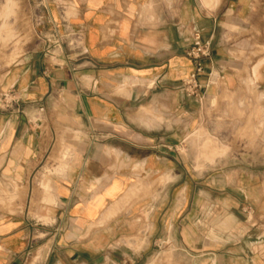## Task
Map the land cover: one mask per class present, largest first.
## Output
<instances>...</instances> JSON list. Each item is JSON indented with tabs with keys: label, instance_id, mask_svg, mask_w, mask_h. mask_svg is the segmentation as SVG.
I'll return each instance as SVG.
<instances>
[{
	"label": "crops",
	"instance_id": "obj_1",
	"mask_svg": "<svg viewBox=\"0 0 264 264\" xmlns=\"http://www.w3.org/2000/svg\"><path fill=\"white\" fill-rule=\"evenodd\" d=\"M40 5L0 75V264H264V175L194 177L178 153L192 34L201 95L236 91L264 58V0Z\"/></svg>",
	"mask_w": 264,
	"mask_h": 264
},
{
	"label": "rangeland",
	"instance_id": "obj_2",
	"mask_svg": "<svg viewBox=\"0 0 264 264\" xmlns=\"http://www.w3.org/2000/svg\"><path fill=\"white\" fill-rule=\"evenodd\" d=\"M41 2L0 0V75L34 41L36 27L41 25ZM262 56H247L248 71L238 90L219 89L198 101L191 128L178 150L192 176L230 170L264 175V66L256 80L252 77ZM41 259V254L31 252L23 264H40Z\"/></svg>",
	"mask_w": 264,
	"mask_h": 264
},
{
	"label": "built area",
	"instance_id": "obj_3",
	"mask_svg": "<svg viewBox=\"0 0 264 264\" xmlns=\"http://www.w3.org/2000/svg\"><path fill=\"white\" fill-rule=\"evenodd\" d=\"M192 44L187 52V57L192 60L194 65L193 73L182 82L181 92L187 98L200 101L202 95L198 84V77L204 74L203 60L209 56V44L202 43L198 32H194L191 37ZM8 107L9 103H4Z\"/></svg>",
	"mask_w": 264,
	"mask_h": 264
},
{
	"label": "bare ground",
	"instance_id": "obj_4",
	"mask_svg": "<svg viewBox=\"0 0 264 264\" xmlns=\"http://www.w3.org/2000/svg\"><path fill=\"white\" fill-rule=\"evenodd\" d=\"M9 3H7V6H8Z\"/></svg>",
	"mask_w": 264,
	"mask_h": 264
}]
</instances>
